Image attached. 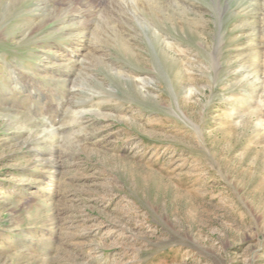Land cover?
Wrapping results in <instances>:
<instances>
[{"label":"rangeland","instance_id":"1","mask_svg":"<svg viewBox=\"0 0 264 264\" xmlns=\"http://www.w3.org/2000/svg\"><path fill=\"white\" fill-rule=\"evenodd\" d=\"M75 1L0 0V264H264V0Z\"/></svg>","mask_w":264,"mask_h":264},{"label":"bare ground","instance_id":"2","mask_svg":"<svg viewBox=\"0 0 264 264\" xmlns=\"http://www.w3.org/2000/svg\"><path fill=\"white\" fill-rule=\"evenodd\" d=\"M88 1V0H87ZM106 1V0H105ZM108 1V0H107ZM150 1V0H149ZM78 2V1H77ZM75 0H71V3L70 4H72V5H70L71 7H75V3H77ZM115 2V1H114ZM118 2V1H117ZM89 3H90V1H89ZM120 3V2H119ZM44 4V3H43ZM88 4V3H87ZM120 4H122V3H120ZM253 4V3H252ZM90 5V4H89ZM113 5V4H112ZM116 5V4H115ZM95 6V5H94ZM82 8H83V6H81ZM107 7V6H106ZM47 8V7H46ZM85 8V7H84ZM95 8V7H94ZM103 8V7H102ZM71 9H73V8H71ZM105 9V8H104ZM55 10V9H54ZM88 10V9H87ZM50 12V11H49ZM83 12V11H82ZM91 12V11H90ZM89 13V12H88ZM92 13V12H91ZM85 14V13H84ZM95 14V13H94ZM65 15H67L66 14V12L63 10V11H61L60 9L58 10V9H56L55 11H54V15H52V17H49V16H47V15H45V16H47V17H45L44 18V20H43V18H42V20H40V22H35L34 20L32 21H30V25H32L33 26V24H35L34 25V29H33V31H38V30H40L41 28H43L44 26H45V24H47V22L48 21H52V20H55V19H57V18H59V17H61V16H64L65 17ZM64 17H63V19H61L60 20V22L58 23V29H57V31H59V32H64L65 33V35L66 36H70L73 32L75 33L74 34V36H78V35H80V36H85L87 33V31H86V26H88L86 23H81V22H74L76 25H74V26H69V22H70V20L71 19H69L70 18V16L69 17H67L66 16V18L64 19ZM74 17V16H73ZM94 17V16H93ZM33 19V18H32ZM77 19V18H76ZM58 20V19H57ZM75 21V20H74ZM71 23H72V21H71ZM28 24V23H27ZM26 24V25H27ZM29 25V24H28ZM73 25V24H72ZM31 27V26H30ZM28 28V27H27ZM72 28V29H71ZM69 29H71L72 31H70V32H68V30ZM88 29V28H87ZM94 33V32H93ZM70 38V37H69ZM71 40H72V38H71ZM77 41V40H76ZM75 41V42H76ZM80 41H81V39H80ZM77 43V42H76ZM74 44V43H73ZM72 44V45H73ZM71 45V46H72ZM74 47V46H73ZM76 48V47H75ZM73 50V49H72ZM43 53V52H42ZM48 58V57H47ZM40 63H43V61H41ZM43 66H45V64L43 65ZM10 67V66H9ZM8 75H10V85H9V87L7 88L9 91H14V89H16L17 91H18V93H26L25 95H31V93H33V91H35L34 93H35V95L36 96H42L43 95V93H42V91H41V87L39 86V85H37V83H35L34 81H33V86L32 85H28V83H26L25 81H24V79H22L23 78V74L20 72V71H18V70H16V69H11V67H10V71H9V74ZM30 77V76H29ZM34 80V79H33ZM141 81L143 82V85H146V84H148L149 83V79H141ZM35 85V86H34ZM40 87V88H39ZM47 92V91H46ZM73 96H74V94H73ZM86 111H84V110H82V111H80L79 113H77V115H80V114H84ZM69 115V114H68ZM74 116V115H73ZM19 120V119H18ZM18 120H14V122H15V127H19L18 128V130L19 129H21L22 128V131H20V134H21V137H23L24 139L23 140H21L22 141V145H24V146H28L29 147V149H30V151L32 152H36V153H39V152H42L43 154H46L47 155V153L46 152H48V151H50V149L52 150L53 149V147H55L54 145H56L55 144V139H57V131H58V129H57V127H55V126H53V125H51L50 126V123L49 124H45L46 126V128L45 129H43V128H40V127H38V128H35L36 126H34V125H31V123H27V124H25L26 123V121H25V125H22L23 124V120H22V123L20 122V120L18 121ZM27 120V119H26ZM32 120V119H31ZM13 123V122H12ZM52 123V122H51ZM43 126V125H42ZM21 127V128H20ZM19 136V135H18ZM37 144H39V146H42L43 145V147H44V149H43V151L40 149V148H35L34 149V147L37 145ZM37 147V146H36ZM54 151V150H53ZM56 152V151H55ZM54 153V152H53ZM40 154V153H39ZM49 154V153H48ZM55 154V153H54ZM52 156V155H51ZM36 158V157H35ZM38 159V158H37ZM47 164V163H46ZM53 167V166H52ZM55 171V170H54ZM41 187V183H39V188ZM40 191V190H39Z\"/></svg>","mask_w":264,"mask_h":264}]
</instances>
